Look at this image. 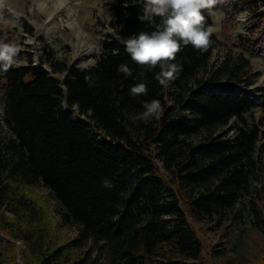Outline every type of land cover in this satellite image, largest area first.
Masks as SVG:
<instances>
[{"label":"trees","instance_id":"obj_1","mask_svg":"<svg viewBox=\"0 0 264 264\" xmlns=\"http://www.w3.org/2000/svg\"><path fill=\"white\" fill-rule=\"evenodd\" d=\"M112 1L113 35L91 69L53 62L46 50L40 65L30 58L0 72L8 131L0 129V229L24 244L26 264H209L197 225L218 224L249 192L264 142V92L249 90L245 61L188 87L212 57L214 34L205 52L182 47L173 61L182 71L168 86L155 79L158 68L137 79L143 69L122 41L155 30L159 18L141 19L144 0ZM213 9L233 19L248 11L240 45L264 58V0H219ZM45 62L64 78L52 79ZM121 64L133 75L118 72ZM138 82L148 94L133 98ZM153 99L161 117L134 121ZM259 109V120L248 117ZM69 225L76 236L63 241L56 227Z\"/></svg>","mask_w":264,"mask_h":264},{"label":"rangeland","instance_id":"obj_2","mask_svg":"<svg viewBox=\"0 0 264 264\" xmlns=\"http://www.w3.org/2000/svg\"><path fill=\"white\" fill-rule=\"evenodd\" d=\"M112 0H5L0 7V40L11 42L21 51L13 66H26L30 58L35 65L47 59L46 50L52 52L53 62L91 69L103 52V40L112 38L113 30L108 26L112 12ZM213 19V34L218 43L206 69L188 83L197 82L211 74L236 70L243 61L252 77L249 90L264 92V58L249 55L240 45L241 36L247 30L248 11L233 19L221 11L208 10ZM33 29L31 36L26 28ZM43 67L54 80H62L64 74L55 73L50 62ZM0 92V129L8 131L3 122L4 102ZM174 106V102L171 103ZM252 115V116H251ZM248 117L259 120L262 111L256 110ZM228 127L219 128L220 132ZM234 131L228 137H233ZM259 170L252 176L249 192L241 197L236 208L227 213L218 224H198L199 235L204 243L209 264H264V142L260 140ZM31 195L46 196L42 187L27 189ZM63 241L71 240L76 231L56 227ZM24 244L14 241L0 229L1 264H12L11 253L16 264H26L22 252Z\"/></svg>","mask_w":264,"mask_h":264},{"label":"clouds","instance_id":"obj_3","mask_svg":"<svg viewBox=\"0 0 264 264\" xmlns=\"http://www.w3.org/2000/svg\"><path fill=\"white\" fill-rule=\"evenodd\" d=\"M4 3L5 0H0V7ZM218 3L219 0H144L141 19L151 21L158 17L159 25L151 32L141 31L122 41L132 62L143 69L137 79L144 77L146 71L158 68L155 79L162 86H168L182 71V65L173 63L182 47L191 45L201 52L207 51L215 29L207 24L203 13ZM20 51L16 44L0 40V72L6 73L13 67ZM117 71L125 77L133 75V69L126 64L119 65ZM147 94L145 82L130 86L129 95L133 98ZM142 107L143 111L132 118L134 121L147 123L153 118L159 119L164 111L156 99L142 102Z\"/></svg>","mask_w":264,"mask_h":264}]
</instances>
